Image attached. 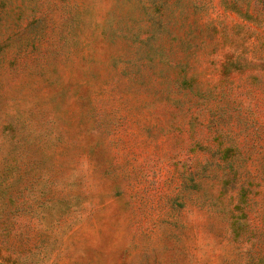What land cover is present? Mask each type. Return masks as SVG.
Returning a JSON list of instances; mask_svg holds the SVG:
<instances>
[{
    "label": "rangeland",
    "instance_id": "rangeland-1",
    "mask_svg": "<svg viewBox=\"0 0 264 264\" xmlns=\"http://www.w3.org/2000/svg\"><path fill=\"white\" fill-rule=\"evenodd\" d=\"M0 264H264V0H0Z\"/></svg>",
    "mask_w": 264,
    "mask_h": 264
}]
</instances>
